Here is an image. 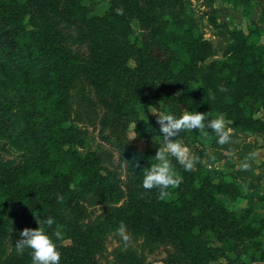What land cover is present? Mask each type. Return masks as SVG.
<instances>
[{
  "label": "trees",
  "instance_id": "trees-1",
  "mask_svg": "<svg viewBox=\"0 0 264 264\" xmlns=\"http://www.w3.org/2000/svg\"><path fill=\"white\" fill-rule=\"evenodd\" d=\"M160 1L120 0V5L110 4L99 12L87 0H65L62 6L59 0H45L50 12L88 31L90 61L82 65L45 14L34 20L26 0H0V134L12 142H31L44 157L68 164L51 182L45 181L44 171L0 165V205L10 201L23 212L28 228H43L59 247L60 264H98L95 251L103 233L121 222L153 240L164 239L166 225L191 264H208L239 248L246 264H264V193L245 189L219 169L186 171L169 156L181 183L167 190L171 195L165 200L158 199V189L147 190L154 198L152 212L144 208L139 194L144 189V172L157 163L150 139L162 135L156 116L151 112L139 116V105L150 104L155 111L170 114L168 103L178 102L189 113H205L206 125L223 115L236 129L264 132V117L257 115L258 110L264 111L260 28L231 30L232 42L224 58L210 60L203 74L194 78L195 59L209 55L212 43L185 20L167 18L157 23L153 9ZM221 1L234 7L245 5L244 0ZM33 2L41 5L42 0ZM118 8L123 9L122 15L116 13ZM132 20L149 28L150 34L138 41L135 55L126 40L141 36L133 35ZM152 42L162 47L161 57L151 55ZM82 66L95 89L109 96L124 123L133 122L130 142L135 146L144 142L142 149H131L130 169L136 182L126 202L84 231L55 210L61 203L57 197L62 196V203L80 217L77 196L104 179L101 164L109 158L106 150L81 152L69 144L64 147L69 134L66 89L75 69ZM188 135L197 143H218L217 134L207 127ZM226 198L244 205L232 210ZM49 217L54 220L51 227L44 223ZM56 230L62 239L56 238ZM4 233L0 223V235ZM30 262L31 251L11 259V264Z\"/></svg>",
  "mask_w": 264,
  "mask_h": 264
},
{
  "label": "rangeland",
  "instance_id": "rangeland-1",
  "mask_svg": "<svg viewBox=\"0 0 264 264\" xmlns=\"http://www.w3.org/2000/svg\"><path fill=\"white\" fill-rule=\"evenodd\" d=\"M31 8L32 18L39 19L45 14L58 30L61 42L73 53L76 59L86 65L90 61V35L78 24L70 23L59 14H53L46 7L45 0L41 5L26 0ZM62 6L65 0H59ZM96 11H103L110 4L120 5V0H87ZM245 7L231 6L221 0H162L153 9L156 22L161 24L167 18L185 20L199 34L208 38L212 43L211 53L195 59L191 74L200 77L212 59L224 58L232 38L231 30H244L257 25L261 30L260 42L264 43V0H244ZM133 35H141L139 40L126 38L133 54L148 29L143 24L132 20ZM150 53L156 57L163 55L162 47L156 42L150 43ZM84 66L78 67L66 89L64 108L67 113V129L69 145L81 152L106 150L109 153L107 161L101 164L104 179L93 184L77 196V204L82 212L76 217L69 207L59 203L55 210L71 220L77 229L86 228L114 212L115 208L123 205L130 190L135 188V176L130 169L131 149L135 146L129 138L133 136V122L127 125L116 112L110 98L104 92H99L89 81ZM139 116L146 112L155 111L150 104L139 105ZM169 113L179 118L184 112H189L178 102L168 103ZM157 112V111H156ZM257 115L264 117V111L258 110ZM225 119V118H224ZM226 131L230 129L228 141L224 144L209 140L193 141L188 131H181L176 141L188 149L189 156L194 161V168H214L226 174L227 178L244 186L264 193V132L255 133L236 129L225 119ZM218 138V137H217ZM156 150L163 146V137L156 135L151 139ZM147 143L148 141L145 140ZM144 142H138L134 148L142 149ZM24 165L36 171H44L46 182L57 179L59 172L68 168L64 161L53 160V156L44 157L38 146L28 141L12 142L0 134V165ZM144 208L152 212L154 198L145 189H140ZM225 204L232 210H240L244 201L225 199ZM0 223L5 233L0 235V264H11V259L19 256L15 247L19 233L27 227L23 212L10 201L0 205ZM120 224L111 225L102 235V244L95 251L98 264H191L184 253L179 241L164 225L165 237L162 240L147 238L144 234L133 231L126 226L129 239L125 242L117 235ZM28 228V227H27ZM52 239V238H51ZM212 244H218L214 238H209ZM54 242V241H53ZM55 243V242H54ZM56 244V243H55ZM57 251L59 247L57 246ZM231 255H221L208 264H246L247 260L240 251ZM31 249L25 248L23 253ZM240 253V254H239ZM240 255V257H238ZM18 264V263H14ZM32 264V260L30 262Z\"/></svg>",
  "mask_w": 264,
  "mask_h": 264
},
{
  "label": "clouds",
  "instance_id": "clouds-1",
  "mask_svg": "<svg viewBox=\"0 0 264 264\" xmlns=\"http://www.w3.org/2000/svg\"><path fill=\"white\" fill-rule=\"evenodd\" d=\"M116 13L122 15L123 9H116ZM221 90L223 91L224 89L221 88ZM151 113L156 116V123L160 126L159 131L163 137V146L158 148L154 156L157 163L152 164L144 172L142 186L145 190L158 189V199L165 200L171 195L167 190L170 188L175 189L181 183L173 169L169 156L174 157L178 163L184 166L186 171H191L194 168V161L189 156L188 149L173 138L181 131L197 129L203 131L207 127L217 134L218 143L224 144L228 141L231 130L228 129L226 131L223 115L210 120L206 125L205 113L201 112H184L179 118L156 111H151ZM57 200L62 203L63 197L58 196ZM44 223L51 227L54 220L49 217ZM116 234L121 236L125 242L129 239L126 234V225L122 222ZM54 235L57 239H62V233L59 230H56ZM15 247L17 252L21 254L25 248L31 249L32 264H60L61 256L59 251H57L56 244L40 226L36 229L24 228L19 233V239L16 240Z\"/></svg>",
  "mask_w": 264,
  "mask_h": 264
}]
</instances>
